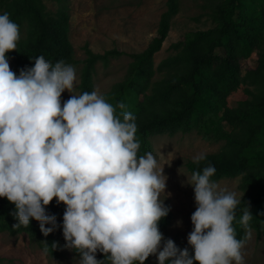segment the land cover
Masks as SVG:
<instances>
[{"label":"clouds","instance_id":"1","mask_svg":"<svg viewBox=\"0 0 264 264\" xmlns=\"http://www.w3.org/2000/svg\"><path fill=\"white\" fill-rule=\"evenodd\" d=\"M19 40V25L0 14V197L15 205L14 228L34 219L51 234L57 218L46 206L56 199L66 205L65 247L79 254L78 264H145L150 255L158 264H245L250 206L239 220L245 237L237 239L240 199L211 180L213 165L186 181L196 204L187 237L193 251L180 249L159 229L170 211L160 198L167 179L151 152L138 157L136 117L95 90L76 94V69L63 61L38 56L17 76L7 53ZM65 90L71 95L61 106ZM205 158L198 154L193 163Z\"/></svg>","mask_w":264,"mask_h":264},{"label":"trees","instance_id":"2","mask_svg":"<svg viewBox=\"0 0 264 264\" xmlns=\"http://www.w3.org/2000/svg\"><path fill=\"white\" fill-rule=\"evenodd\" d=\"M55 1L59 7L50 12L44 0H0L1 14L8 13L20 30L17 49L7 53L13 63L10 68L18 76L21 69L34 66L33 59L38 56L52 64L59 61L72 66L82 64L79 91L91 92L95 89L97 64L102 62L107 66L112 58L124 53L118 49L96 53L85 45L86 57L76 59L69 36L68 6L64 0ZM179 4L180 0H167L157 34L144 50L130 53L132 60L126 77L102 96L114 107L123 102L124 111L136 117L138 157L152 151L151 138L156 135L197 130L224 139L221 151L205 155L199 164L189 160L187 168L191 173L202 172L204 167L213 165L216 171L212 181L241 176V186L247 194L236 209L233 222L236 238L245 237L239 220L249 204L252 213L249 228L264 242V0H227L223 9H212L211 16L217 24L173 43L175 53L156 66L154 55L168 36ZM254 51L258 55L256 66L244 70L243 61ZM157 73L162 76L155 79ZM242 84L248 86L250 98L230 108L228 97ZM116 111L118 114L121 110ZM223 122L232 125L233 131H226ZM65 208L56 199L46 206L48 214L56 216L58 226L44 236L34 219L28 227L14 228L18 223L12 215L15 205L0 197V232L27 233L31 239L42 242L53 256L60 257L62 252L55 231L63 232ZM169 221L170 213L159 222L161 232ZM96 255L97 259L105 258L99 251ZM148 263L149 258L145 261Z\"/></svg>","mask_w":264,"mask_h":264},{"label":"rangeland","instance_id":"3","mask_svg":"<svg viewBox=\"0 0 264 264\" xmlns=\"http://www.w3.org/2000/svg\"><path fill=\"white\" fill-rule=\"evenodd\" d=\"M227 0H180L179 12L171 21L170 31L161 49L154 55L157 66L163 59L175 53L171 45L185 36L197 31L211 28L217 24L212 9H223ZM47 10L55 12L59 3L55 0H44ZM70 15V40L75 50L76 59L86 57L85 45L96 53L118 49L124 54L111 59L105 66L99 62L94 75L95 91L103 95L114 83L126 77L130 61V53L144 50L157 34L161 15L167 10V0H64ZM218 11V10H217ZM2 12L0 5V14ZM8 58V57H7ZM257 52L243 61V69L255 67ZM10 67L13 66L9 59ZM76 69L75 93L80 94L82 64ZM161 73L155 75L160 78ZM246 84L240 85L228 97V106L236 108L241 100L250 98ZM65 90L61 96L63 102L70 98ZM223 128L233 131L228 122L222 123ZM153 149L151 153L158 161L159 168H164L166 193H161V200L170 208V221L162 230L165 240L171 239L180 249L189 248L188 234L192 231L191 215L196 210L193 186L187 184L192 173L187 168V162L198 154H212L221 151L225 140L204 135L197 130L189 133L178 132L174 135L161 134L151 138ZM264 151V150H262ZM251 152V151H250ZM254 152V150H252ZM216 182L221 189L237 193L238 199L247 194L242 188V177L222 178ZM170 193V195H167ZM244 248L245 264H264V242L254 229ZM59 238L60 257L45 251L42 242L33 240L27 233L12 234L0 232V264H78L79 255L67 247L63 232L55 231ZM194 254V252H193ZM158 261L157 256L150 255L149 263Z\"/></svg>","mask_w":264,"mask_h":264}]
</instances>
